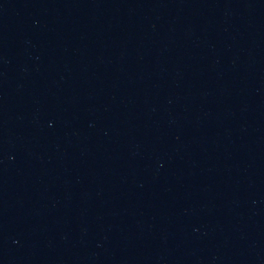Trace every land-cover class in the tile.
<instances>
[{
	"label": "water",
	"instance_id": "water-1",
	"mask_svg": "<svg viewBox=\"0 0 264 264\" xmlns=\"http://www.w3.org/2000/svg\"><path fill=\"white\" fill-rule=\"evenodd\" d=\"M0 264H264V0H126Z\"/></svg>",
	"mask_w": 264,
	"mask_h": 264
}]
</instances>
